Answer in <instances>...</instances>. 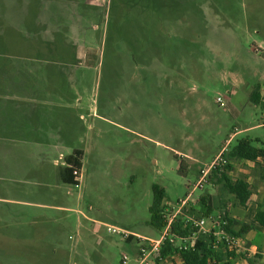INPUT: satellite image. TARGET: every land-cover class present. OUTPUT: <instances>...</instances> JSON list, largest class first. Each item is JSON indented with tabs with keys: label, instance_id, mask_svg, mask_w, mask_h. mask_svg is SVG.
<instances>
[{
	"label": "rangeland",
	"instance_id": "rangeland-1",
	"mask_svg": "<svg viewBox=\"0 0 264 264\" xmlns=\"http://www.w3.org/2000/svg\"><path fill=\"white\" fill-rule=\"evenodd\" d=\"M6 1L13 8L0 7V199H31L40 162L54 178L50 156L19 144L20 116L35 108L54 116L45 139L62 142L65 155L83 152L81 183L62 188L71 212L0 202V229L20 214L22 234L33 228L38 244L58 249L38 264H138L136 240L105 226L98 244L105 261H96L94 224L84 217L155 238L154 185L168 207L189 197L185 214L194 219L204 218L201 196H209L213 219L241 209L215 180L194 185L200 169L241 139L264 152V92L262 104L250 102L255 86L264 91V0ZM15 82L22 91L10 95ZM229 161L227 175L249 180L264 203V157ZM63 250L74 261L59 258Z\"/></svg>",
	"mask_w": 264,
	"mask_h": 264
},
{
	"label": "crops",
	"instance_id": "crops-1",
	"mask_svg": "<svg viewBox=\"0 0 264 264\" xmlns=\"http://www.w3.org/2000/svg\"><path fill=\"white\" fill-rule=\"evenodd\" d=\"M0 7L3 10H8L10 8L8 1L1 0L0 1ZM4 13L2 12L1 17H5ZM19 82H15L11 84V93L10 95H15L18 91H22V89H16ZM10 85L7 84V89ZM45 88V86L43 87ZM38 88H36L37 90ZM10 90V87H9ZM41 90V89H39ZM263 88H260V95L263 96ZM5 93L4 91L2 92ZM8 93V92H6ZM5 93V94H6ZM4 94V95H5ZM37 95V93H36ZM37 97V96H36ZM37 99V98H36ZM37 101V100H36ZM35 105H42L40 103ZM33 114L30 115H23L20 116V119H18L19 124L17 125L16 131H14L15 134H17V137H21L23 140L19 141V144H22L25 146L27 143L30 144L32 142L33 144H30V146H35L38 150L36 152L44 151V160L48 159L50 156L52 166L54 167L53 175L54 178L52 182L48 181V171L47 167L42 166L43 163H38L37 169L35 172L37 179H40V182L38 183V189L37 193L33 196H31V199L29 200H22V199H0L1 203L8 204V205H16L20 207L25 208H33V209H40V210H51L55 212L60 213H66L71 212L72 210L68 208V203L70 204L71 201H67L63 198L62 194V188L63 186H68L69 184L63 183L60 180L59 177V170L63 168L62 165L57 164V160L60 155H63L64 157L68 156L60 152L62 149V142L50 141L45 139L47 137L45 132H52L54 131L55 126L53 125V122L55 121L52 115H42L36 113L37 109L35 108L33 110ZM60 133V130L57 129ZM26 131H29L31 134L33 133L35 135L34 139L30 140V138H26L25 134ZM57 132V131H56ZM15 136V135H14ZM22 145H19L21 147H13V150L15 148H21L24 147ZM26 149V148H24ZM74 150H80V149H74ZM58 151V152H57ZM82 151V150H81ZM55 153V154H54ZM58 153V154H56ZM83 153V152H82ZM53 154L55 156H53ZM261 178V177H260ZM247 182L250 184V181L247 180ZM69 192V191H68ZM260 195V194H259ZM262 203L258 196H254L252 193L247 205L245 208L238 209L237 211L229 210L227 211L228 214L231 216V218L250 225L252 228L251 230L246 234L245 238L250 242V244L257 249L258 253L254 257H246L243 256H237L235 258H230L225 262L220 264H264V227L259 226L254 222V216L257 211V208ZM20 214H13V217H16L13 221H2V229H0V256H3L6 259L11 260V262H7V264H16L20 260H26V261H35L36 264H38L40 261H51L48 257H46L47 251L50 248L48 245H40L35 240V229L32 228V235H24L22 234L21 227L24 226V222L22 220H16ZM40 217V216H39ZM39 217L37 216H30L31 219L36 220ZM85 220L90 221L94 224V230L93 235L95 236V239H93V245L95 249V254L92 255L93 258H95L96 261H105L104 260V254L101 250H99V242H101V238L99 236L100 228L101 226H104V222H101L99 220L91 219L88 217H84ZM22 221V222H21ZM36 222H30L29 226L35 225ZM59 228H56V232ZM43 231V229H42ZM40 231V232H42ZM12 235V236H9ZM24 235V236H23ZM34 235V236H33ZM85 243V241H82ZM91 245V246H93ZM90 245L87 247H91ZM78 247V246H77ZM83 248V249H87ZM54 250H58L55 248ZM75 250V247L73 248ZM43 252V253H42ZM46 252V253H45ZM71 251H62L59 253V258L63 260H67L70 257L71 261H74L71 257ZM75 254V253H74ZM58 255V254H57ZM88 255L84 252V256ZM91 256V255H90ZM87 260V258H85ZM18 260V261H16ZM16 261V262H14ZM21 264H23L24 261H20ZM34 263V264H35ZM1 264H6L1 263ZM19 264V263H17ZM160 264H184L183 261L178 256H172L165 261H163Z\"/></svg>",
	"mask_w": 264,
	"mask_h": 264
},
{
	"label": "trees",
	"instance_id": "trees-1",
	"mask_svg": "<svg viewBox=\"0 0 264 264\" xmlns=\"http://www.w3.org/2000/svg\"><path fill=\"white\" fill-rule=\"evenodd\" d=\"M0 46H2L0 41ZM3 47V46H2ZM262 96L260 95V87L257 85L253 89L250 95V102L254 105L262 104ZM82 151L81 150H73V152L64 158L65 162L69 167H64L59 170V177L63 183L76 186L77 184L73 180L72 170L75 168L81 169L82 167ZM226 157L229 160L236 161H246V162H256L258 158L264 157V152L262 150H258L251 145V142L247 139L239 140L234 147L231 148L226 154ZM230 165H228V168ZM264 176V167L261 170ZM217 184H220L226 192L233 196L236 204L239 208H245L251 195L252 190L250 184L246 179H235L232 180L226 173L219 172H211L209 175L208 181H213ZM153 190V201L152 205L149 207V221L148 224L154 229L157 233H159L165 226V218H164V208L167 205L164 200V192L163 190L154 185L152 187ZM200 206L203 207V211L201 212L204 218H208L211 216L213 209L210 202L209 196H201L199 199ZM199 210L194 208L193 206L190 208V213L198 215ZM222 219L227 222L226 230L231 234L236 236H246V234L251 230V226L248 224L241 223L228 214L227 211H223L220 215ZM254 222L261 227H264V204H260L257 208V211L254 216ZM184 220L182 216H179L176 219L174 226L172 227V231L180 236L190 235L191 232L188 227H184ZM132 239H129V241ZM213 240L212 237L209 236H201L194 243L193 246L187 250L179 253L180 259L184 264H209L210 260H216L218 264L227 262L230 258L237 257L234 253L223 254L221 252H214L210 248V242ZM176 250L171 247L165 246L161 251V257L163 259H167L176 254ZM26 261V260H20ZM227 264V263H225Z\"/></svg>",
	"mask_w": 264,
	"mask_h": 264
},
{
	"label": "built area",
	"instance_id": "built-area-1",
	"mask_svg": "<svg viewBox=\"0 0 264 264\" xmlns=\"http://www.w3.org/2000/svg\"><path fill=\"white\" fill-rule=\"evenodd\" d=\"M222 102L223 100L220 97L216 99L217 104H222ZM225 154L226 151L223 149L217 156L214 157L209 165L199 170L194 189L203 188L204 184L209 179L211 172H224L227 174L230 161ZM64 158L65 157L63 155H60L57 160V164L70 168V166L66 164ZM72 176L74 182L77 184L74 187H78L82 180V169H73ZM190 202L192 201L189 197H187L186 199L180 200L175 206H165L163 209L165 226L155 238L132 234L125 229L115 226H104L108 233L120 237L123 241H127L129 239L136 240V257L138 264L162 263L165 259L161 257V251L165 246L176 250L177 252L174 256L179 257L180 252L189 250L193 246V243L201 236H209L213 238L210 242V248L214 252H221L223 254L234 253L236 256L245 255L248 258L257 255V249L250 244L245 236H236L226 230L227 222L222 219L221 216H218L217 219H213L212 217L194 219L186 215L185 212L188 210ZM179 216H182L184 220L183 228H189L191 232L190 235L180 236L172 231V227ZM127 259L126 255L122 256L123 263H125ZM209 264L218 263L215 259H212Z\"/></svg>",
	"mask_w": 264,
	"mask_h": 264
}]
</instances>
